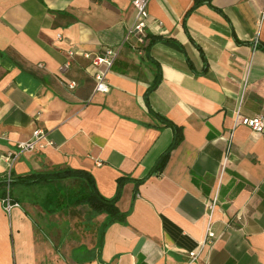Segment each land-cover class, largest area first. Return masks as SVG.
<instances>
[{
	"label": "crops",
	"instance_id": "1",
	"mask_svg": "<svg viewBox=\"0 0 264 264\" xmlns=\"http://www.w3.org/2000/svg\"><path fill=\"white\" fill-rule=\"evenodd\" d=\"M132 2L0 0V178L85 171L108 199L130 178L122 222L87 205L7 214L0 200V264H264V133L235 126L238 108L264 115V0H150V47L125 41ZM104 47L119 50L107 94L94 92L84 57ZM154 113L182 133L160 175L175 131ZM35 130L51 145L11 166ZM82 208L94 217L90 242L83 219L51 220ZM210 224L219 239L201 249Z\"/></svg>",
	"mask_w": 264,
	"mask_h": 264
},
{
	"label": "trees",
	"instance_id": "2",
	"mask_svg": "<svg viewBox=\"0 0 264 264\" xmlns=\"http://www.w3.org/2000/svg\"><path fill=\"white\" fill-rule=\"evenodd\" d=\"M203 0H195V7ZM210 1V0H208ZM150 41L147 47L153 44ZM157 84V83H156ZM156 84L151 88L154 89ZM161 123L170 126L175 131L174 141L161 158L158 160L153 173L160 175L169 159L170 153L180 144L182 140L181 129L171 124L167 119L153 114ZM136 181L137 185L144 182ZM130 178L118 180V190L114 198L103 197L97 190L92 176L79 170L57 169L49 172H32L25 176H17L13 171L0 178V200L10 197L12 203H18L23 208L25 203L39 205L44 210L53 213L57 209L71 207L74 205H87L94 213L107 214L110 223L124 221L126 215L117 208L121 189Z\"/></svg>",
	"mask_w": 264,
	"mask_h": 264
},
{
	"label": "built area",
	"instance_id": "3",
	"mask_svg": "<svg viewBox=\"0 0 264 264\" xmlns=\"http://www.w3.org/2000/svg\"><path fill=\"white\" fill-rule=\"evenodd\" d=\"M149 2L150 0H133L132 5L135 12V22L128 29L125 41H130L131 38H136L141 45H148V37L146 35V27L149 18ZM58 40H62V36H57ZM69 56L73 57L74 52L70 50ZM119 56V50L113 47H104L99 53L95 55L84 54L86 59L91 60V67L93 68V79H94V92L107 94L110 91V84L108 81V75L112 71L114 64ZM71 61V60H70ZM66 62L61 66L60 71H66L71 62ZM43 68L42 64L38 65ZM247 82H244V88ZM76 87L75 82L68 83L69 89H74ZM236 120L235 126H245L255 132L264 133V115H258L255 117H246L241 115L240 109L238 108L235 112ZM51 145V142L47 139V134L42 130H35L32 137L27 142L19 143L17 146V153L9 154L7 160L12 166L16 161H18L19 156L22 153L42 150L46 146ZM2 203L5 207L7 214H10L13 208L20 207L18 203H12L9 196H7ZM210 213L214 210V203L209 206ZM219 239V236L214 231L212 224L209 225L206 231L205 238L201 243V249L213 248L215 242ZM198 253H190V258L196 260Z\"/></svg>",
	"mask_w": 264,
	"mask_h": 264
},
{
	"label": "rangeland",
	"instance_id": "4",
	"mask_svg": "<svg viewBox=\"0 0 264 264\" xmlns=\"http://www.w3.org/2000/svg\"><path fill=\"white\" fill-rule=\"evenodd\" d=\"M27 207L29 208V210H32L30 205H27ZM40 210H39V212H40ZM79 210H81L82 215L77 216L76 219L74 218V214H72V213L66 214V215L63 213H60V214H57L55 217H52L51 220L59 222L62 225L65 221H67V225L65 227L69 226V228H73V227H78V222H76V220H82L83 219V222L80 225V227H81V229L85 228L86 231H83V229H82V231H80V235L83 237V242H90L89 241L90 240V232L91 233L94 232V230L92 229L93 228L92 223L94 222V217L91 215V213L86 208H82ZM42 213H44V212L42 211ZM78 217H80V218H78ZM50 233L52 235V231H50Z\"/></svg>",
	"mask_w": 264,
	"mask_h": 264
}]
</instances>
